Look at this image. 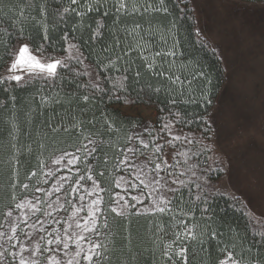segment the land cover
Wrapping results in <instances>:
<instances>
[{
	"label": "snow or ice",
	"instance_id": "snow-or-ice-1",
	"mask_svg": "<svg viewBox=\"0 0 264 264\" xmlns=\"http://www.w3.org/2000/svg\"><path fill=\"white\" fill-rule=\"evenodd\" d=\"M185 3L0 0V264H207L209 242L218 264H264V232L249 244L216 215L225 168L192 162L215 136V86L181 51ZM154 100L158 125L111 107Z\"/></svg>",
	"mask_w": 264,
	"mask_h": 264
},
{
	"label": "rangeland",
	"instance_id": "rangeland-1",
	"mask_svg": "<svg viewBox=\"0 0 264 264\" xmlns=\"http://www.w3.org/2000/svg\"><path fill=\"white\" fill-rule=\"evenodd\" d=\"M193 1L196 28L219 50L225 68L223 86L209 115L215 130L212 165L225 171L212 184L239 198L249 217L263 229L264 1ZM117 107L139 117L142 124L155 121L153 106Z\"/></svg>",
	"mask_w": 264,
	"mask_h": 264
},
{
	"label": "trees",
	"instance_id": "trees-1",
	"mask_svg": "<svg viewBox=\"0 0 264 264\" xmlns=\"http://www.w3.org/2000/svg\"><path fill=\"white\" fill-rule=\"evenodd\" d=\"M244 1H264V0H244ZM180 7H183L186 12V18H181L180 20V42H181V51L184 53V59L185 60H198L203 65H206L207 71L212 75L213 77V83L215 86V91L212 94V100L213 103L211 106H208L207 108V116L209 117L210 112L216 102V98L223 86L224 80H225V68L222 62V58L219 55V53H214L212 49H215L211 42L204 36H201L200 39L204 40L208 47H202L200 44L196 43L197 37L195 35L196 32V26H197V16L194 9V6L192 5L190 0H186L185 4L180 5ZM173 13L175 16L180 17V11L179 8L173 7ZM60 33H57L56 36L58 37ZM57 44V47H60V44L58 41H53ZM36 43L39 44V35H37ZM85 51V54L87 55V49H83ZM54 55H64L62 51L58 53H54ZM92 63H95L94 60L90 58ZM88 63V61H86ZM13 86H15V82H13ZM33 91L32 88H17L15 91V95L17 97H26ZM0 99H7V95L4 93H0ZM149 105L155 107L156 110V117L153 125H158L159 121L158 118L161 116H165L168 110V105L166 101L160 100L156 101L154 100L151 103L143 102V103H125V102H113L111 107L120 114L122 119H127L131 121H139L140 118L134 115H129L123 113L117 106L118 105ZM161 108L164 109V112H161ZM181 108L188 112V113H194V114H203L204 109L199 107L198 105H188V106H181ZM192 130L195 133L197 137L200 135V129L196 127L195 124L192 125ZM174 132H177L179 134L178 129H174ZM185 133L187 132V129H184ZM211 140H205L203 144L197 145V146H188L191 148L192 151H197L200 148H204L206 145L209 149L208 151H205L201 154L200 157H194L192 162H199L201 168H207V167H216L212 165V152L213 148L211 146ZM169 146L165 145V149L167 150ZM222 175V172H216L213 173L211 176V182H213L216 179H219ZM230 197H233V195L226 193L225 191L219 190V193L216 195L214 201H213V207L216 209V215L219 219L223 220L227 224L233 225L237 231L239 232V235L241 237H245L247 243L251 244L253 240V233H262L264 232V228H260L258 225H256L247 214L245 206L242 204V202L239 200V203L236 204L235 208L232 207L233 201L230 199ZM237 198V197H236ZM259 238V237H257ZM225 240L231 244L232 241L228 240V237L225 236ZM209 251L207 256H204L201 254V260H204L207 262V264H218L219 259H222L225 255L224 253H218L216 251V245L215 242H209L207 245ZM239 251V247L236 249ZM189 264H200V260H193L192 257H189Z\"/></svg>",
	"mask_w": 264,
	"mask_h": 264
},
{
	"label": "crops",
	"instance_id": "crops-1",
	"mask_svg": "<svg viewBox=\"0 0 264 264\" xmlns=\"http://www.w3.org/2000/svg\"><path fill=\"white\" fill-rule=\"evenodd\" d=\"M242 1V0H241ZM192 2L194 3V6H195V2L192 0ZM242 2H247V1H242ZM195 9H196V6H195ZM197 11V10H196ZM229 13H230V11H229ZM225 14V16H227V12H225L224 13ZM214 15H216V14H214ZM216 16H218V15H216ZM217 20H220V19H217ZM200 21V20H199ZM214 26H216V27H218L219 26V23H217L216 25H214ZM211 39V38H210ZM212 40V39H211ZM216 48V47H215ZM217 49V48H216ZM218 52H219V50H217ZM220 53V52H219Z\"/></svg>",
	"mask_w": 264,
	"mask_h": 264
}]
</instances>
